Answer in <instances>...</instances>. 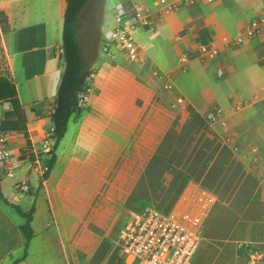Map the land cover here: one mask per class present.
Wrapping results in <instances>:
<instances>
[{"label":"crops","instance_id":"crops-1","mask_svg":"<svg viewBox=\"0 0 264 264\" xmlns=\"http://www.w3.org/2000/svg\"><path fill=\"white\" fill-rule=\"evenodd\" d=\"M65 10V0H0V11L5 12L12 28L7 37L11 73L28 119L27 135L7 134L13 156L11 165L0 164L2 192L9 202L19 205L28 194L18 186L27 183L33 190L30 197L35 206V236L28 256L18 264H89L107 237L102 218L111 223L122 211V123L113 111L120 99L117 93L103 90L99 96L91 92L86 97L83 112L69 122L56 165L42 187L39 169L32 168L31 156L21 158L28 141L36 149L53 128L51 115L57 90L49 96L47 86L38 80L48 76L50 61L56 60V71L60 70L51 49L62 45ZM262 14L264 0L181 3L170 15H150L151 30H146L149 41L143 44L153 53L150 83L163 80L166 89H177L180 95L174 106L184 116L191 106L203 118L212 108L219 109L221 121L211 126L220 130L217 134L222 147H227L241 164L243 179L239 184L220 187L217 193L215 189H204L201 182L192 184L185 189L180 208L198 213L207 206L210 213L219 205L240 206L241 216L251 213L264 227V33L255 38L248 36L250 23ZM141 27L144 28L137 26ZM238 37H242L241 43L236 42ZM203 43L219 49L218 59L207 63L195 59L183 68L181 55ZM30 68L33 73L28 76ZM206 83L210 84L208 88ZM35 84L43 85L40 93L25 92V87ZM149 90L146 108L159 101L153 88ZM177 98H182L184 104H178ZM0 106L3 119L12 106ZM33 171L37 174L35 181L31 180ZM18 174L24 176L13 182L10 197L4 177L15 178ZM138 180L134 177L130 181L128 197ZM222 192L228 194L222 196ZM23 223L18 214L0 202V264H12L21 258L24 239L19 227Z\"/></svg>","mask_w":264,"mask_h":264},{"label":"rangeland","instance_id":"rangeland-1","mask_svg":"<svg viewBox=\"0 0 264 264\" xmlns=\"http://www.w3.org/2000/svg\"><path fill=\"white\" fill-rule=\"evenodd\" d=\"M155 1L90 0L78 19V38L81 44L82 58L85 66L92 71L88 95L92 92L99 96L103 90L118 94L120 99L113 111L116 119L122 123L123 142L120 161L122 167V211L111 223L106 222L109 221L106 217L102 218L103 221L105 220L103 226L105 224L107 226L105 232L107 237L97 253L89 260V264H125L116 251L115 243L118 231L129 215L147 207H154L164 212L171 196L166 200L163 198L175 175L182 170L191 178L187 187L198 184V174L203 164L198 153L214 146L212 145L214 137H219L217 133L220 130L212 127L207 117L203 118L195 108L192 106L188 108L187 114L184 116L180 109L174 106L175 98L180 95L177 89H166L163 80L150 83L153 72V62L150 56L153 53L143 43L146 40L149 41L150 33L148 34L146 30L150 31L151 27L144 26L140 20L134 22L133 18ZM141 25L144 28H137ZM8 27L11 28L10 23ZM11 32H6L0 19V71L2 72L5 69L11 71V55L7 42V37ZM117 33H121V36L126 33L133 38L138 48L136 59H132L122 41L116 38ZM62 37L63 32L61 44ZM51 52L58 59L60 70L56 71L58 67L56 60L50 61L47 67L48 76L38 80L39 83H44L47 86L49 96L56 90L58 91L64 72L62 45L59 48H52ZM32 73L33 70L30 68L28 76ZM209 85L206 83L205 87ZM43 88V85L35 84L24 89L26 93L37 94ZM150 88H153L156 93L155 98H158L159 101L156 106L150 105L146 108L147 92H150ZM86 104L87 100L82 102L83 106ZM167 114H171V116ZM192 121H205V125L202 127L193 126ZM73 128L72 124L71 134ZM47 146L50 149V143ZM45 150V138L37 143L34 150L31 144L29 148L26 146L27 154L34 155V161H31L33 169H39L43 160L49 157V153H46ZM157 156L159 158L156 159L155 164L160 171L165 172L159 182L157 177L156 179L153 177L149 200H131L132 194L128 197L130 181L137 177L139 183L144 172L147 171V166ZM236 172L231 180L224 181L220 187L239 184L241 170H236ZM41 175L40 178H42ZM23 176L24 174H18L15 178L4 177L5 188L10 197L13 192V182L16 178ZM36 177L37 174L33 171L31 180L35 181ZM24 192L27 194V191ZM222 194L227 195L228 193L222 192ZM182 196L183 194L172 211L183 212L180 208L181 204H179ZM32 200L30 195H25V199L19 205L28 211L33 207L34 200ZM163 200L166 202L162 205ZM241 212L240 206H231V208L216 206L208 214L204 221L201 246L193 264H264V227L262 224L256 223L257 219L251 216V213L246 217L241 216Z\"/></svg>","mask_w":264,"mask_h":264},{"label":"trees","instance_id":"trees-1","mask_svg":"<svg viewBox=\"0 0 264 264\" xmlns=\"http://www.w3.org/2000/svg\"><path fill=\"white\" fill-rule=\"evenodd\" d=\"M65 1L66 10L64 14L62 37L64 72L58 87L54 111L51 115L55 143L52 151L49 153V157L43 160L48 171L41 178L40 187H42L43 182L49 178L51 171L56 165L57 151L61 141L67 134L71 118L74 115L81 114L84 110L82 102L85 101L88 96L89 81L92 76V71L85 66L82 58L81 44L78 38L77 28L78 19L90 0ZM0 19L6 32H11L12 29L8 27L9 20L5 12L0 11ZM0 103H9L12 106V110L7 112L0 122V134L23 132L27 135L28 119L19 98L17 82L9 69H5L3 72L0 71ZM192 123L193 126L198 125V127L205 125V121H192ZM30 144L31 143L28 141L27 148L30 147ZM212 145L214 146L198 153L200 160H203V164L198 174L197 182H201L204 189H215V192L217 193L224 181L231 180L233 175H236V170H241V164L236 160L233 153L227 147H222V142L219 137H214ZM26 154L27 151L22 150L21 158L26 156ZM30 156L31 160L34 161V155L30 154ZM158 158V156L157 158L155 157L149 164L147 171L133 191L130 197L131 200H149L150 186L154 181L153 177H155V179L157 177V181L159 182L165 172L162 170L160 171L158 166H156L155 162ZM242 179L243 174L241 175V181ZM2 181L3 177L0 173V202L3 203L5 207L14 210L24 220V223L19 227L24 239L23 254L20 259L12 263L18 264L28 256L30 243L35 236L33 230L35 206L25 212L20 205L9 202L2 192ZM190 182V175L184 172V170L175 175L173 182L163 198L166 200L171 196L170 202L165 208L164 213L172 211ZM216 184H218V186H216ZM32 193V188H29L27 194L32 195ZM223 193L225 194L226 192ZM221 195L225 196L222 193ZM164 200L162 205L166 202Z\"/></svg>","mask_w":264,"mask_h":264},{"label":"built area","instance_id":"built-area-1","mask_svg":"<svg viewBox=\"0 0 264 264\" xmlns=\"http://www.w3.org/2000/svg\"><path fill=\"white\" fill-rule=\"evenodd\" d=\"M196 0H156L146 10L139 12L133 18L140 20L146 26L150 24V15L158 17L167 16L175 12L179 4L193 5ZM213 2L214 0H207ZM123 14V12H120ZM264 33V14L254 19L248 30L250 38L259 37ZM116 38L122 41L124 47L132 59L138 56V48L128 34ZM237 43L242 42L238 37ZM219 57V49L208 43L200 44L196 50L187 49L180 57V62L185 68L190 61L195 59L203 63L216 61ZM178 104H184L182 98H177ZM221 111L212 108L207 119L211 123L221 121ZM2 120V108L0 106V122ZM223 121V120H222ZM226 126V123H222ZM9 138L7 134H0V164L11 165L13 154L9 150ZM50 143V149L47 144ZM55 143L54 129L51 128L45 136V151L50 153ZM35 152V151H34ZM20 158V157H19ZM48 168L44 163L40 164L39 172L43 177ZM12 176V172H7ZM18 189L28 191L27 183L20 184ZM202 203L205 202L201 198ZM209 208L204 206L198 213L190 211L164 213L154 207H147L139 212H132L120 228L115 247L126 264H192L203 239V226L208 216Z\"/></svg>","mask_w":264,"mask_h":264}]
</instances>
